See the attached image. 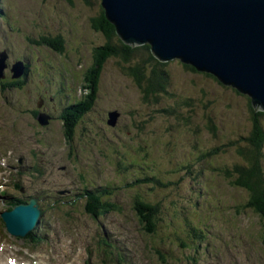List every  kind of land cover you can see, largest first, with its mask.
Instances as JSON below:
<instances>
[{"label": "rangeland", "instance_id": "obj_1", "mask_svg": "<svg viewBox=\"0 0 264 264\" xmlns=\"http://www.w3.org/2000/svg\"><path fill=\"white\" fill-rule=\"evenodd\" d=\"M92 2L93 7L88 8L80 0H74L73 6L63 0H0V52L4 51L7 54L4 63L6 65L3 71L4 76L0 78V97L5 93L10 94V89L14 93L17 92L19 79H21L20 83L22 84L20 88H24L26 82L34 77V73H36L34 70L38 71V74H42V79H40L41 82L43 81L42 84L49 80L52 84L58 82L60 88L68 89L74 93L73 85L68 76L60 75L58 78L54 74L57 73V68L64 69L66 72L79 69L81 73L79 78L82 79L91 65L93 51L103 45L102 34L92 28L90 21L98 15L101 9L100 0H93ZM43 38L48 41L60 39L61 45H64L61 54H57L58 52L54 49L56 46L51 48L44 44L40 45ZM150 53L152 54L151 48ZM18 61L28 62L25 65L27 74L33 71L31 77L27 75L23 78L19 76V79L12 77V69L15 65L18 66ZM31 64L32 66H30ZM51 66L52 69H50ZM22 70L24 73L25 69ZM166 70L170 75L168 93L173 94V97L170 100L163 99L164 101L161 102L158 109L164 105H173L174 102L190 101L191 107H194L195 112L198 111V115H201L203 108L194 97H200L201 94L198 90H203L204 98H206L203 101L206 106L205 114L213 118L214 126L218 129L217 137H212L201 124L195 128L191 125L180 124L169 115L158 113L152 115L150 108L155 110V107L149 106L150 108H148L143 105L141 95L132 84L130 85V81L122 68L113 60L107 61L102 71L97 102H94L87 118L84 119L81 126L80 124L78 126H80V130L82 128L90 130L88 132L90 138H92L93 133L108 136L110 131L116 133L121 128L124 130L123 133L119 130L122 142H118L119 145L116 146L110 144L109 147L108 141H104L100 146L84 149L85 151H82L81 155L75 152L76 159L81 166L89 159L94 166H99L92 169V172L99 179L102 178V174L105 175L103 183L101 184L99 181L100 190L105 185L119 186V190H115L112 196L116 197L118 202L124 201L120 203L123 211L122 213L119 212L118 218L103 217L102 221L105 222L108 230H112L111 222L117 223V226L125 234L123 242L127 241L126 236L133 231V228L139 229L142 240L145 238L149 242L152 241L153 246L149 250L151 263H156L150 255L154 253L153 249L163 250V243H165L164 261L160 262L158 255H154V258L161 264H173L174 261H170L167 256L173 257L175 255L179 258V253L175 251L178 249L177 243L184 242V234L186 233L188 236L190 227L198 225L201 219L204 226L200 228V232L204 233L209 229L212 234L207 237L210 241L205 243L201 241L199 247L193 244L194 252L190 253L189 261L194 260L196 255L201 256L205 253L201 258L203 259L208 255L207 259L206 261L201 260L200 263H221L220 258L224 256V252H234L232 251L234 247L242 264H253L254 252H257V255L260 253L258 257H262L261 261L256 260L254 264H264V245L261 244L264 242L262 222L246 207L248 196L245 190L236 188L232 182L230 184L228 180L223 179L226 172L225 168L230 167L231 170V165L237 164L238 158L233 150L220 155H214L210 152L216 147L223 146L222 144L227 143V141L228 144L238 141L240 145L241 138L250 132L247 96L238 93L231 87H221L201 74L186 72L178 60L168 62ZM72 76L75 81L78 80L77 74H72ZM39 85L38 81L35 82L36 87ZM14 93L11 95L13 96ZM24 94L32 95L35 93L24 91ZM45 95L47 96L48 93ZM16 97H13L8 111L18 120L30 118L23 112L18 113V102H14ZM2 100L4 101L3 97ZM60 100L67 102L65 98H60ZM20 108L26 111L30 107L25 105L24 107L20 106ZM35 109L40 113V119H43V111L37 106ZM114 109H117L119 113L122 112V115L120 113V121L124 124L119 127L120 124L118 123L116 129L107 124L109 118L106 117V110ZM185 110L189 111V109ZM59 119L62 120V117L59 116ZM137 126L140 128L136 129ZM53 133L57 134L55 130ZM45 138L53 141L51 133ZM55 143L61 151L60 143L58 141ZM139 143L145 154L144 158L130 149ZM21 145H24L23 141H20ZM38 145L43 144L38 142ZM51 150L53 152V146ZM25 153L28 154V152ZM71 157L68 155L67 158L74 165L75 156L72 154ZM67 158L65 156L64 163H67ZM38 160L40 163L38 171L47 172V175L41 181L26 179L33 190L45 187L48 183L52 184L55 181L54 175L51 174L56 172V168L54 171L48 170L50 163L56 160L53 158V154L40 153ZM118 163L129 164L121 172ZM60 164L63 165V163ZM113 165L122 176L119 177L116 170L113 172ZM58 171L62 173L59 179L65 180L69 177V174L63 173V169ZM76 174L79 180L81 177L78 173ZM151 178L154 180L152 184L156 187L149 185ZM64 182L60 181V183ZM70 189H77V187L71 186ZM102 192L104 193L103 190ZM106 196L108 197V195ZM135 200L144 205H149V203L150 205H157L156 209L159 211L154 213L158 219L151 226L156 228L154 232L145 231V227H140V223L137 221L139 219L136 216L137 212L133 210ZM74 203L73 199L70 202V211L76 213L77 209L74 207ZM80 205L87 211L83 202H80ZM197 206H199V210H197ZM75 219L79 224L85 225L86 231L91 237L93 234L90 231L87 218L84 219L82 214H78ZM64 220L63 227H67L68 238L74 239V224L70 219L64 218ZM51 223L55 227L54 222L51 221ZM188 225H190L189 228L186 227ZM215 227L217 228L215 229ZM0 233L5 237L9 236L2 222H0ZM121 234L122 232H119L118 236L121 237ZM215 234L217 237L213 241ZM131 235L136 239L137 246H140L139 244L142 243L138 242L140 241L139 234L133 232ZM46 239L49 241V234H47ZM81 239L82 237L75 242L78 250L86 248ZM228 241H231V245H228ZM85 242L88 244L87 239ZM126 244L130 246L129 243ZM98 247L107 259L115 264H141L144 262L143 258L139 256L128 260L120 253L121 259H117L113 252L112 241ZM117 249L119 250V248ZM208 250L212 252L210 255ZM132 251L135 252L133 248Z\"/></svg>", "mask_w": 264, "mask_h": 264}, {"label": "water", "instance_id": "obj_2", "mask_svg": "<svg viewBox=\"0 0 264 264\" xmlns=\"http://www.w3.org/2000/svg\"><path fill=\"white\" fill-rule=\"evenodd\" d=\"M100 6L124 44H147L161 63L178 60L211 74L264 112V0H101ZM118 117L108 113L112 126Z\"/></svg>", "mask_w": 264, "mask_h": 264}, {"label": "trees", "instance_id": "obj_3", "mask_svg": "<svg viewBox=\"0 0 264 264\" xmlns=\"http://www.w3.org/2000/svg\"><path fill=\"white\" fill-rule=\"evenodd\" d=\"M63 1L71 6L74 5V0ZM80 1L88 8L93 7V0ZM90 21L92 28L102 34L104 42L103 45L97 47L93 51L94 53L91 65L84 75V82L86 85L85 89L88 90L89 95L85 98L84 102L78 104V106L72 109L67 108L64 111L62 117L64 126H60V129H63L70 139L73 140L75 137V128H77L81 120L85 119L82 118V116L90 110L93 101L97 99L100 81H102L101 78L104 65L107 61L111 60L115 61L116 64L122 68L130 81V85L132 84L134 88L138 90L137 92L141 95L142 104L148 108H150L149 106L155 107V110L150 108V112L153 113L152 115L157 113L161 115H169L174 121L186 126L191 125L195 128L197 125L199 126V124H201L202 127L205 128L204 130L212 137H217L218 129L214 126L215 122L213 121V118L205 114L206 106L203 101H205L206 98H204L205 93L203 90H198L201 94L200 97H194V99H197L201 104V108H203L200 113L201 115H198V111L195 112L194 107H191L190 101H183L180 103L173 101V105H164L158 109V106L161 105L162 101L165 99L170 100L173 97V94L168 93L170 86V75L166 70L168 63H161L157 61L150 53V47L147 44L139 47H131L124 44L115 34V29L112 24L107 21L105 12L102 8L99 10L98 15ZM42 44L50 46L51 48L56 46L54 49H56L58 54H61L64 48V45H61L60 39L48 41L43 38L40 45ZM183 68L188 73L201 74L221 87H228L221 84L211 74L198 72L188 65H183ZM247 101L248 111L250 114V132H248L244 138H241L242 142L240 145L238 144V141L231 144H228L227 141V143L222 144L223 146L216 147L210 152L214 155H220L222 153H228V151L231 150L234 151L236 157L238 158V162L237 164L231 165V170L230 167L225 168L226 172L225 174L223 173L225 175H223V179L228 180L230 184L232 182L236 188L245 190L248 196V203L246 207L253 212L258 220L262 222V227H264V112L254 111L248 97ZM185 109H189V111L187 112ZM137 128L140 127L137 126L136 129ZM84 134L88 135V130H86ZM119 134V130L116 133H112V131H110L109 137L105 138L106 136H103V140L108 141L107 145L109 147L110 144L116 146L114 142L115 139L122 140V136ZM94 140L99 142L98 136H95ZM135 146V149L129 146L131 151L139 153L141 158H144L145 154L141 149L140 143L139 145L135 144ZM118 173L119 177L122 176L120 172ZM150 180L152 181H150L149 185L152 186V182H154V180ZM155 182L157 183V181ZM153 187H156V185H153ZM110 204L111 205L106 206L95 205V209L89 206L88 211L94 216L99 215V209H102L100 214H105L107 211H122L120 208H117L113 202ZM134 204L135 207H133V210L134 212H137L136 216L139 218L138 222L140 223V226L145 227V231L154 232L156 228L151 226L158 219L157 215L154 213H158L159 211V209H156L157 205H150V203L149 205H144L138 203L136 200L134 201ZM194 242L193 244H196V247H199L201 239L197 237ZM262 244L264 245V242H262Z\"/></svg>", "mask_w": 264, "mask_h": 264}, {"label": "bare ground", "instance_id": "obj_4", "mask_svg": "<svg viewBox=\"0 0 264 264\" xmlns=\"http://www.w3.org/2000/svg\"><path fill=\"white\" fill-rule=\"evenodd\" d=\"M131 47H133V46H131ZM21 67V66H20ZM19 67V68H20ZM6 68V65L4 64V67H3V69H1V71H0V78L1 77H3L4 75H3V71H4V69ZM18 68V66H14L13 67V69H12V73H13V75H12V77L13 78H17V77H19V76H21V74L23 73V70L22 69H19ZM59 116H61V117H63V114H58ZM107 123L110 125V126H112V123H111V121H110V118H109V120L107 121ZM139 186V185H138ZM23 239H27V237L25 236ZM109 242V241H108ZM58 250H60V251H62V256H63V259H64V261L65 262H68V252H67V249L65 248V246L64 245H61V248L60 247H58L57 248ZM79 252L80 253H84V252H86V248H84L83 250H80L79 249ZM63 259H62V261H60V260H57L58 262H60V263H62V264H64V262H63ZM71 264H73V262L71 263ZM119 264V263H118Z\"/></svg>", "mask_w": 264, "mask_h": 264}]
</instances>
